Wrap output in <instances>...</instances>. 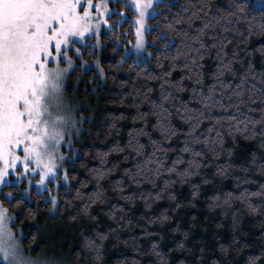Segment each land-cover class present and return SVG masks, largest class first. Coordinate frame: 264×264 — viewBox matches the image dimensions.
Returning <instances> with one entry per match:
<instances>
[{
    "label": "trees",
    "instance_id": "16d2710c",
    "mask_svg": "<svg viewBox=\"0 0 264 264\" xmlns=\"http://www.w3.org/2000/svg\"><path fill=\"white\" fill-rule=\"evenodd\" d=\"M111 4L125 16L113 11L108 34L82 52L102 71L70 74L85 118L57 209L25 183L0 193L24 248L68 264H264L262 93L248 91L264 89V0H161L142 60L127 51L136 12ZM241 76L244 103L233 94Z\"/></svg>",
    "mask_w": 264,
    "mask_h": 264
},
{
    "label": "snow or ice",
    "instance_id": "6c2138e0",
    "mask_svg": "<svg viewBox=\"0 0 264 264\" xmlns=\"http://www.w3.org/2000/svg\"><path fill=\"white\" fill-rule=\"evenodd\" d=\"M152 6L153 0H135L139 12L136 20L139 25L138 49L143 47L144 18L147 9ZM93 8L101 15L110 13L107 0H96L95 3L94 0H0V162L3 163L0 183H4L7 170L15 168L17 161H21L25 169L34 163L32 171L40 169V184L44 183L46 177L56 179L58 169L54 161L63 160V155L57 157L56 153L64 139L67 124L66 116L61 114L66 112L63 84L74 63L73 55L69 53L79 56L80 48L74 47L78 42L76 38H84L85 33L92 30ZM199 10L193 11L192 15ZM207 27L205 24L198 29V33L204 34ZM196 39L201 47H205L199 35ZM223 51L221 45L220 52ZM62 64L65 66L62 67ZM218 68L231 71V62L228 65L220 64ZM252 68L249 63L248 71L255 75ZM261 77H264V72ZM240 81L233 94L239 103H244L240 99L244 93L241 85L247 81V77L241 76ZM261 82L264 83V79ZM213 90L214 86L204 97L205 104L211 100ZM248 91L250 101L256 98L253 95L255 92L262 93L258 98L264 117V89L258 90L252 85ZM199 115L202 117L203 113ZM188 119L198 122V118L191 115ZM63 179L67 182V173ZM8 199L11 202L10 193ZM51 204L54 208L55 197L51 198ZM18 218L0 201V264H52L46 258L33 259L26 255L32 249H24L23 234L13 231ZM89 244L95 245L96 242L89 240ZM179 246L182 247V244ZM155 247L154 244V250Z\"/></svg>",
    "mask_w": 264,
    "mask_h": 264
},
{
    "label": "rangeland",
    "instance_id": "374dc122",
    "mask_svg": "<svg viewBox=\"0 0 264 264\" xmlns=\"http://www.w3.org/2000/svg\"><path fill=\"white\" fill-rule=\"evenodd\" d=\"M116 1V0H107L108 3V9L110 10V13L105 12L102 15L97 12L95 8L92 9L93 12V25H92V30L88 33H85L84 38H76L77 43L74 45L75 48H80V54L79 56L74 55L73 52H70V55H73V67L69 69L68 75L64 80L63 84V104L66 108V112L61 113L62 115H65L67 118V124L64 127V139L60 143V147L58 152L56 153L57 157H59L61 154L63 155V160L61 161L60 159H57L54 161L56 168L58 169V172L56 174V179L51 180L48 177L45 178L44 183L40 184L38 181H40V169L37 168L35 172L32 171V168L35 167V164L32 163L29 165L28 169H25L23 167V163L21 161L16 162L15 168H9L7 170V175L4 177V183H0V193L2 192L3 186L6 184H16V185H21L22 183H25L27 185V189H34L38 193H44L45 191H49V197H47L45 200H51L52 197L56 198V205L53 208L52 205V211H55L57 209V193H58V188L60 185V181L58 177L61 175L62 178L65 175V169H66V164L67 161L71 158V153L74 152L75 150V141L78 138L79 134L82 131L81 127V119H84L85 117L80 113V108H84L86 105L83 103L81 104L78 102V100L74 99L72 95L67 93L68 85H69V78L70 74L74 71V69L79 66L82 69H87L91 65L96 67L98 70L102 71L101 66L99 63L96 62H90L86 59H84L82 52L86 50V46L89 44H94V46H98L100 44V35L102 34H108L109 28H110V19L109 17L111 16L113 11H119L122 15L125 16L124 10H120L117 7H113L111 2ZM161 0H153V6L149 9H147V13L144 18V26L142 29V40H143V47L138 49L137 48V40H138V34H137V28L139 25L136 23V20L139 16V12L135 7V0H125L126 6L130 7L132 10L136 12L135 15V41L131 43L130 47L128 48V53H133L136 57L137 60H142L146 59L150 52L147 48V30L149 27L148 19L154 14L155 12V5L157 2ZM96 0H94V3ZM259 5H262L261 2H258ZM82 11V9H81ZM148 13H151L149 15ZM107 21V23H105ZM62 67L65 66L64 64L61 65ZM72 89L76 90V85H72ZM18 154L23 155L22 152H19ZM0 167H3V163L0 162ZM9 194V193H8ZM7 194V196H8ZM11 194V193H10ZM4 206V205H3ZM5 207V206H4ZM13 231L19 233H22L24 236V233L22 229L16 225L15 221V226L13 228ZM22 236V238H23ZM21 238V239H22ZM22 247L23 243H22ZM25 249V248H24ZM26 255H29L33 259H40V258H46L52 262V264H68L66 262V259L63 256H55L50 254L47 250L42 251L39 254H31L29 252H26Z\"/></svg>",
    "mask_w": 264,
    "mask_h": 264
}]
</instances>
